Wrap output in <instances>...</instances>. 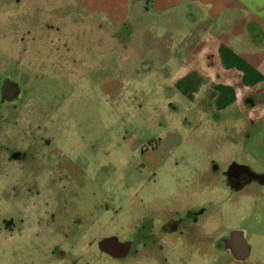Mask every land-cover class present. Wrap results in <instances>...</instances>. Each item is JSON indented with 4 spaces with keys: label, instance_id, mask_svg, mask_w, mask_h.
Listing matches in <instances>:
<instances>
[{
    "label": "rangeland",
    "instance_id": "374dc122",
    "mask_svg": "<svg viewBox=\"0 0 264 264\" xmlns=\"http://www.w3.org/2000/svg\"><path fill=\"white\" fill-rule=\"evenodd\" d=\"M147 3L0 0V41L3 31H8L11 44L5 52L0 44V72L14 73L28 92L20 106L26 116L16 121L17 139L34 134V130L28 131L29 123L35 127L31 110L41 101L47 115L44 123L51 124L43 134L51 135L75 164L73 176L80 186L74 188L80 203L101 212L106 224L90 222L82 227L70 247L71 241L63 240V234L72 229L69 220L59 222V227H46L54 192L46 196L51 192L46 190L47 180L36 187L42 189L40 194L25 185L18 174L20 162L7 158L19 144L13 143L12 132L4 129L0 131L4 145L0 148V264H45L44 251L52 246L57 254L52 264H132L128 258L99 253L97 241L115 233L121 234V239H131L133 234L126 230L138 213L147 221L153 210L172 211L181 201L191 205L199 201L204 213L213 210V227L220 233L245 230L251 251L246 261L237 262L225 250H204V258L190 264H264V177L260 178L264 174L261 164L249 157H263L264 146L252 142L259 148L246 153L248 134L244 124L238 126L245 120L241 113L233 117L232 110L210 113V117L193 115L199 98L186 99L164 84L177 72L174 65H167L169 55L178 53L185 34L191 42L190 30L195 25L182 10L175 9L166 17L145 10ZM126 17L131 34L113 46L111 33ZM147 32L152 37H147ZM38 35L43 39L40 43ZM100 36L112 47L96 49L101 56L93 54L92 46ZM65 44H76L72 48H77L81 57L64 61L60 56L68 53ZM141 55L156 59L154 72H134L132 67ZM168 99L180 101L182 111L173 110ZM205 103L200 106L209 112L211 107ZM158 144L155 158L152 147ZM143 146L147 147L144 151ZM31 149L34 151L33 146ZM226 158L230 160L226 162ZM229 165L247 167L250 173L233 180L227 175ZM20 207L25 221L20 219ZM11 210L16 212L17 222L9 230L2 220ZM153 225L155 221L149 226L147 221L145 226ZM61 250L68 253L61 255Z\"/></svg>",
    "mask_w": 264,
    "mask_h": 264
},
{
    "label": "flooded vegetation",
    "instance_id": "af4514ba",
    "mask_svg": "<svg viewBox=\"0 0 264 264\" xmlns=\"http://www.w3.org/2000/svg\"><path fill=\"white\" fill-rule=\"evenodd\" d=\"M7 32L8 31H3L4 37L2 43L0 41L3 48L1 51L3 52L9 51L11 47ZM130 34V25L127 19L118 23L111 33L114 39L113 46L120 44V42ZM103 36L105 35L103 34ZM146 36L150 37L151 35L147 32ZM94 38L96 39L97 37ZM42 40V36L38 35L37 43L42 42ZM72 45L65 44L64 47L68 48V53L65 56H60L66 62L70 61L72 57H76L72 59L74 61H76L78 57H81L80 51H77V48H72ZM92 46L93 50H95L93 54L98 53L99 55L101 53L96 52V49L104 50L108 48L109 50L112 48L111 45L110 47L107 46L104 38L101 36L92 41ZM141 56V59L137 60V65H133L132 67L134 72H143V69L148 71L146 74L154 72L156 67L152 66V64L155 63V58L152 56ZM150 59H152V63ZM164 84H166V86H171L173 91L178 90V87L171 84L169 79L164 82ZM27 94V89L14 73L11 71L0 72V125L4 127L0 129V131L2 132L4 129L5 131H11L12 134L9 136L10 140H12L13 143L19 144L18 147H20L13 149L10 152V156L7 158L20 162V166L18 167L20 171L18 174L23 178L26 186L30 185L33 186L32 188H35L33 189L35 194H40L42 189L38 190L36 187L42 185V181L47 180L46 187L48 188H46V190L51 192L46 194V196L54 192L51 195L54 203L50 204V211H48L49 220H45L47 223H50V225H46V227H59L61 225L59 222L65 219L69 220L72 229L66 232L65 235L63 234V240L68 242L69 239L71 243L68 242V246L70 247L75 242L73 238L78 237L79 232L82 231V227L88 226L90 222H95V225L98 226L106 224L99 216L101 212L93 209L90 210L89 207H84L83 204L80 203V196L78 192H76V188H74V186H80V184L76 185V183L78 184V180L74 179L73 176L77 171L75 164H73L69 158L63 154L62 150L54 144L51 135L48 133L43 134V132H45L44 129L51 127V124L47 122L44 123L43 119L44 117L46 119L47 115L43 112L44 107L41 101H38L37 107L31 110L32 115L35 116V127L31 125L32 123H29L28 131L31 132L34 130V134L25 136L24 139L21 138V140L17 139L19 130L16 121H18L19 116H26L20 112L23 111L20 106L27 98ZM252 98L256 104L264 101L260 96H257V93H253ZM171 100L172 99H168L169 106L173 110L181 112L183 108L180 101L173 102ZM248 102L251 103L252 100L250 101V99H247V103ZM51 105L53 110V104ZM192 113L193 115L197 114V109L195 107L192 109ZM50 118L52 117L49 116L48 120ZM25 119L27 118L25 117ZM12 127H14L15 130L11 129ZM247 134L249 133L247 132ZM216 142L218 141L216 140ZM247 143L245 149L246 153L251 152V149L255 152V149L250 146V142L248 141ZM159 145L160 144L152 147V153L155 158L156 156L154 153L160 148ZM32 146L34 147V151L31 149ZM2 147L4 148L3 142L0 143V148ZM145 149H147V147L143 146L142 150L144 151ZM258 153L263 155L260 151ZM249 157H253L259 165L261 164L264 174V156ZM229 160V158L225 159L226 162ZM26 163H29V165ZM248 172L249 170L247 167L239 165H229L227 168V175L237 181L241 179L243 174ZM263 177L264 175L260 176V178ZM79 188L82 189L81 187ZM196 195L197 194H191L190 197ZM181 198L184 199L185 196H181ZM192 199L197 200L195 198ZM200 208L201 205L199 201L195 203V205L185 204V202L181 201L178 208L172 211L166 210L165 208L153 210L154 214L151 215V219L149 218L147 221L148 226L152 221H155L156 226L153 225L149 228L145 226L147 221L142 219L143 215L139 216L138 213L137 217L132 221V225H130L131 228H127L126 230V232L131 231L133 237L131 239H121L119 237L121 234H111V236H116L117 239L124 244L123 247H120V249L117 248L115 251L111 244L107 246L109 251H106L100 248L99 242L101 240H99L97 241L99 253H104L117 259L128 258L131 260L132 264H190L194 260L199 261L203 259L204 250L218 251L220 249L229 252L237 262L246 261L251 253L247 232L241 229L231 230L227 234L223 232L220 233L217 227H213L215 212L213 210H208L204 213ZM19 212H23L20 219L25 221V213L21 207L19 208ZM147 216L149 217L148 213ZM16 222L17 214L13 210L8 211L6 217L2 220V223L5 224L9 230L13 228ZM48 236L50 235L48 234ZM66 252V250H61V255H64V253L66 254ZM112 252H116V254H112ZM55 258H57L55 246L49 247L44 251L45 264H52Z\"/></svg>",
    "mask_w": 264,
    "mask_h": 264
},
{
    "label": "crops",
    "instance_id": "0c3cea01",
    "mask_svg": "<svg viewBox=\"0 0 264 264\" xmlns=\"http://www.w3.org/2000/svg\"><path fill=\"white\" fill-rule=\"evenodd\" d=\"M175 9L194 22V39L188 41L185 34L178 53L169 55L167 65L177 69L169 82L186 99L199 98L197 113H241L245 120L238 126L244 124L250 146L259 148L252 144L259 142L263 147L264 101L256 104L252 94L264 100V0H148L145 6L166 17ZM157 64L155 59L152 66ZM201 102L211 107L209 112Z\"/></svg>",
    "mask_w": 264,
    "mask_h": 264
},
{
    "label": "water",
    "instance_id": "95a60500",
    "mask_svg": "<svg viewBox=\"0 0 264 264\" xmlns=\"http://www.w3.org/2000/svg\"><path fill=\"white\" fill-rule=\"evenodd\" d=\"M111 244L113 245V248L115 249V251L117 248L120 249V247L122 248L124 245L117 239L116 236H110V237L104 238L103 240L99 242L100 248L106 251H109L107 249V246ZM112 254H116V252L115 253L112 252Z\"/></svg>",
    "mask_w": 264,
    "mask_h": 264
}]
</instances>
